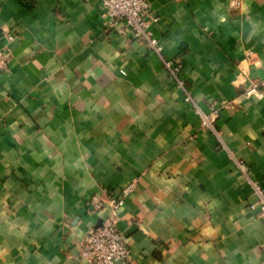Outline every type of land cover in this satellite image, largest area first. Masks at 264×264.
Segmentation results:
<instances>
[{
    "label": "crops",
    "instance_id": "crops-1",
    "mask_svg": "<svg viewBox=\"0 0 264 264\" xmlns=\"http://www.w3.org/2000/svg\"><path fill=\"white\" fill-rule=\"evenodd\" d=\"M148 1L161 55L100 0H0V264H80L132 182L128 264H264V0Z\"/></svg>",
    "mask_w": 264,
    "mask_h": 264
},
{
    "label": "built area",
    "instance_id": "built-area-1",
    "mask_svg": "<svg viewBox=\"0 0 264 264\" xmlns=\"http://www.w3.org/2000/svg\"><path fill=\"white\" fill-rule=\"evenodd\" d=\"M102 18L107 30L116 31L123 36L132 35L141 41L149 50L162 54V46L152 32V27L158 22V17L148 0H100ZM8 56L0 48V72L8 70ZM163 64L178 86L185 89L181 78L182 67L172 60L163 58ZM264 89V81L259 84ZM259 85H254L246 91L248 97L261 95ZM187 101H190L189 95ZM204 126H211L215 114L202 115ZM245 170V166L241 165ZM135 182L129 184L119 197L103 199L92 197L87 204V214H99L101 225L93 226L80 244V264H128L131 260V250L126 243L119 227V210L125 204L128 195L134 191ZM261 203L264 206V192H260ZM264 217V213H263Z\"/></svg>",
    "mask_w": 264,
    "mask_h": 264
}]
</instances>
